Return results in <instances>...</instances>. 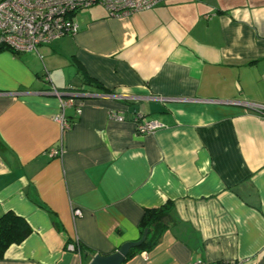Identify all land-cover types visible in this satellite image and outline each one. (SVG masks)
<instances>
[{"label": "crops", "instance_id": "1", "mask_svg": "<svg viewBox=\"0 0 264 264\" xmlns=\"http://www.w3.org/2000/svg\"><path fill=\"white\" fill-rule=\"evenodd\" d=\"M159 1L124 18L94 5L73 36L0 48V216L31 230L0 264H89L167 202L159 242L123 264H264V0ZM69 88L83 105L62 134L51 92ZM133 113L161 127L140 135Z\"/></svg>", "mask_w": 264, "mask_h": 264}, {"label": "built area", "instance_id": "2", "mask_svg": "<svg viewBox=\"0 0 264 264\" xmlns=\"http://www.w3.org/2000/svg\"><path fill=\"white\" fill-rule=\"evenodd\" d=\"M159 0H0V48L13 54L34 53L37 48L49 45L54 40L77 33L74 15L81 9L94 5L104 8L110 17L124 18L141 11L150 10L159 4ZM70 92L60 93L53 89L58 99V110L55 121L63 134L70 127L65 117V110L73 108L75 114L80 113L82 101L75 97L78 90L69 88ZM84 90L82 87L79 91ZM109 120L123 122V116L114 111L108 112ZM131 123L138 134L142 135L159 129L161 126L153 122H142V115L133 113ZM47 155L60 157L61 150L51 149ZM74 216L80 211L74 210ZM74 250V245H69ZM194 264H210L198 260ZM216 264H227L224 262Z\"/></svg>", "mask_w": 264, "mask_h": 264}, {"label": "trees", "instance_id": "3", "mask_svg": "<svg viewBox=\"0 0 264 264\" xmlns=\"http://www.w3.org/2000/svg\"><path fill=\"white\" fill-rule=\"evenodd\" d=\"M79 70V69H78ZM173 204L167 202L158 209H151L144 212L140 229L141 235L147 230V237L140 248L132 250L128 257L135 251H149L159 242L170 220ZM31 233L28 224L15 214L8 212L0 216V260L3 259L6 250L15 244L21 243Z\"/></svg>", "mask_w": 264, "mask_h": 264}, {"label": "water", "instance_id": "4", "mask_svg": "<svg viewBox=\"0 0 264 264\" xmlns=\"http://www.w3.org/2000/svg\"><path fill=\"white\" fill-rule=\"evenodd\" d=\"M146 237H147V230H144L139 240L123 243L116 252L110 255L89 256L90 257L89 264H123L132 250L141 247Z\"/></svg>", "mask_w": 264, "mask_h": 264}]
</instances>
